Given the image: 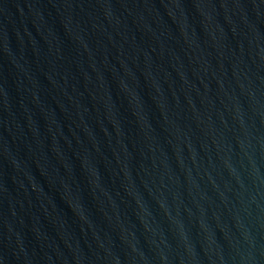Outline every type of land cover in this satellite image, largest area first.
<instances>
[{"label": "water", "instance_id": "obj_1", "mask_svg": "<svg viewBox=\"0 0 264 264\" xmlns=\"http://www.w3.org/2000/svg\"><path fill=\"white\" fill-rule=\"evenodd\" d=\"M0 264H264V0H0Z\"/></svg>", "mask_w": 264, "mask_h": 264}]
</instances>
